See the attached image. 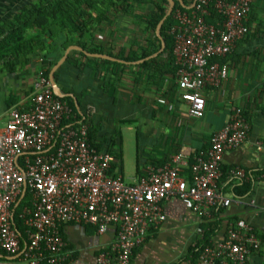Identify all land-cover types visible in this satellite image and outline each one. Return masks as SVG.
I'll use <instances>...</instances> for the list:
<instances>
[{"label": "built area", "instance_id": "2783aa9c", "mask_svg": "<svg viewBox=\"0 0 264 264\" xmlns=\"http://www.w3.org/2000/svg\"><path fill=\"white\" fill-rule=\"evenodd\" d=\"M252 3L195 0L188 9L174 10L170 34L179 67L175 78L190 118L204 115L203 90L219 88L226 80L228 65L220 60L249 33ZM211 12L218 19L214 24L206 21ZM158 102L165 104L163 99ZM73 119L69 105L54 95L41 72L33 82L29 106L7 110L0 125V264L66 263L69 256L59 223L89 225L98 235L113 228L115 241L98 253L95 264H129L132 251L165 221L164 201H183L201 218L232 202L223 198L219 181L224 154L248 137L249 125L240 108L229 112L207 149L191 157L175 153L162 166H147L144 175L129 183L111 170L112 155L90 146L87 125ZM225 175L229 181L248 179L241 167ZM21 201L26 202L17 214L24 227L23 244L13 220ZM261 245L253 227L238 220L222 241L203 249L198 261L246 264Z\"/></svg>", "mask_w": 264, "mask_h": 264}, {"label": "crops", "instance_id": "0c3cea01", "mask_svg": "<svg viewBox=\"0 0 264 264\" xmlns=\"http://www.w3.org/2000/svg\"><path fill=\"white\" fill-rule=\"evenodd\" d=\"M33 1L0 0V25ZM187 1L192 3L193 0ZM131 22L134 24L133 19L117 14L111 26L103 24L101 32L92 30V37L86 36L85 40H89L88 43L93 46L101 45L114 52L124 48L128 50L140 37L137 26L134 24L133 28ZM246 24L249 33L226 57V80L219 88L203 90L206 106L201 119L188 116V106L180 102L179 90L177 106L166 109L155 104L160 93L170 86V79L167 77L160 82L161 91H156L154 82L148 76L137 75L135 64H126L127 68L119 69L120 74L114 79L118 98L116 106H113L108 94L99 88L102 84L100 79L107 78V75L95 73L93 79L83 73L78 79L70 77L71 81L68 80L74 87V93H85L83 99L92 117H102L107 124L113 120L118 122L139 116L142 117L141 122L146 121L138 135L139 153L144 162L164 163L178 152L191 157L205 150L211 136L225 125L232 109L240 108L249 125L246 141L223 156L224 175L219 187L223 198L232 202L228 206L216 207L209 216L201 218L183 201H165V221L157 229L148 232L144 243L134 250L129 264H193L184 258L189 247L201 239L204 233L202 225L214 223L216 226L210 240L212 245L222 241L227 230L238 220L251 225L262 242L260 249L251 253L246 264L264 263V173L252 181L250 191L243 197H236L232 193L233 186L227 185L229 180L225 175L227 170L234 167H241L246 172L264 171V0H253ZM96 28H101V24ZM39 66L40 59L32 56L16 72H0V125L6 121V112L11 107L26 109L29 106ZM61 82H65V79ZM257 143L261 144L260 148ZM143 169L139 168V173ZM117 173L123 178L122 170ZM139 173H135L130 182H135ZM62 237L69 256L66 264H95L98 252L115 241V230L110 228L98 235L92 228L69 224L62 227ZM195 264L201 263L198 261Z\"/></svg>", "mask_w": 264, "mask_h": 264}, {"label": "trees", "instance_id": "16d2710c", "mask_svg": "<svg viewBox=\"0 0 264 264\" xmlns=\"http://www.w3.org/2000/svg\"><path fill=\"white\" fill-rule=\"evenodd\" d=\"M182 1L184 6L191 4L190 1ZM175 4L171 15L164 21L160 30V36L165 42L164 51L157 57L135 66L138 70L137 75L139 77L140 75L148 76L154 82L156 91H161L160 82L167 77L170 79V86L158 96V99H163L165 104L159 103L158 99L155 100V104L164 106L166 109H168L169 105H178V86L175 73L179 67L173 56L174 44L170 31L175 25L173 20L174 10H184L185 8L177 2ZM167 8V0H34L21 8L18 14L0 25V72L14 73L22 69L32 56H36L40 59L38 72H41L42 76L48 80L50 69L62 57L66 48L71 45L79 46L84 51L92 54H106L127 62L142 60L151 56L160 48V40L155 34V29L166 14ZM117 14L133 19V23L137 26V32H140L139 39L135 38L138 41L132 43L128 50L124 48L117 52L112 49H104L101 45L93 46L88 43L89 40L86 42V36L92 37V30L101 32L102 27H104L103 24L111 26L113 17ZM217 20L213 12L206 19L209 24H214ZM100 24L101 28H96ZM226 60H220V62L223 63ZM121 68H127V66L104 59L86 57L81 52L71 51L65 63L54 73V80L61 93L63 95L73 94L77 108L72 98L65 97L60 99L69 105L72 116H74L73 121L87 125V137L90 146L97 152L110 154L114 157L115 162L111 166L113 172L122 170V133L116 128V125H130L133 120H118V122L113 120L111 124H107V121L102 117H92L88 113L89 110H87L83 99L85 93H74V87L71 82L68 83V80L71 81L70 77L78 79L83 73L89 74L93 79L95 78L93 76L95 73L107 75V78L100 79L102 84L99 85V88L102 92L108 94L112 99L113 106H116L118 98H116L117 91L113 82H116L114 79L120 74L118 71ZM63 79H65V82L62 83L61 80ZM137 101L140 102L139 100ZM138 142L139 139L136 137V156L138 158L136 174L139 173V168L141 167L144 169L149 165L158 167L168 161L164 163L144 162L139 153ZM189 163L191 164V162ZM144 169L143 172L139 173L138 177L144 175ZM185 172L186 174L188 173L187 171ZM246 173L249 180H232L227 183V185L233 186L232 193L236 197L245 196L251 189L252 181L264 171H247ZM25 204L26 202L23 201L18 204L13 218L15 228L22 237V244L26 242V237L23 233L24 227L17 214L20 213ZM215 208H212V213ZM57 225L58 232L62 237V227L69 224L59 223ZM80 225L92 228L96 233L95 227ZM201 228L204 233H202L201 239L189 247L184 258L186 262L197 263L203 249L211 245L210 240L216 226L214 223H206ZM62 239L64 241L63 237Z\"/></svg>", "mask_w": 264, "mask_h": 264}, {"label": "water", "instance_id": "95a60500", "mask_svg": "<svg viewBox=\"0 0 264 264\" xmlns=\"http://www.w3.org/2000/svg\"><path fill=\"white\" fill-rule=\"evenodd\" d=\"M167 1H168V8H167L166 14L159 21V23L157 24L156 29H155V34L158 37V39L160 40V48L158 49L157 52H155L151 56H149L147 58H144L142 60H138V61H135V62H127V61H124V60H121V59H118V58H115V57L108 56L106 54H92V53H89L87 51H84L79 46L71 45V46H69V47L66 48V50L63 53L62 57L55 63V65L49 71L48 81H49V83L51 85V88H52V91H53L54 95L57 96L58 98H65V97L72 98L74 100V104H75V106L77 108L76 101H75L74 97L71 94L63 95L61 93L58 85L56 84V82L54 80V73L65 63V61L67 60V57H68V55H69V53L71 51L81 52L86 57L97 58V59H104V60H108V61H111V62L120 63V64H123V65H126V64H133V65L135 64V65H137V64L143 63L146 60L155 58L159 54H161L164 51V49H165V42H164V40L160 36V30H161V27H162L164 21L171 15V13H172L175 5H176L175 4L176 2L179 3L183 8L188 9V7H186V6L183 5V1L182 0H167ZM194 3H195V0H193L191 6H193ZM18 204H19V202L16 204L15 207H17Z\"/></svg>", "mask_w": 264, "mask_h": 264}, {"label": "rangeland", "instance_id": "374dc122", "mask_svg": "<svg viewBox=\"0 0 264 264\" xmlns=\"http://www.w3.org/2000/svg\"><path fill=\"white\" fill-rule=\"evenodd\" d=\"M127 19V18H125ZM132 24V22H131ZM133 28L134 24H132ZM133 123L130 125H116L122 133V148H121V162H122V175L124 180L129 183L132 176L136 173V137H138L141 131L142 124L146 121L141 122L142 117H132ZM137 119V121H136ZM141 122V123H140Z\"/></svg>", "mask_w": 264, "mask_h": 264}]
</instances>
